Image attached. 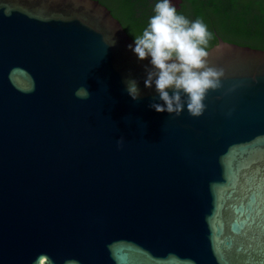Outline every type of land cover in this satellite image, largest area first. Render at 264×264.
<instances>
[{"label": "water", "instance_id": "1", "mask_svg": "<svg viewBox=\"0 0 264 264\" xmlns=\"http://www.w3.org/2000/svg\"><path fill=\"white\" fill-rule=\"evenodd\" d=\"M134 40L99 0H0V264H264V48L219 36L176 116Z\"/></svg>", "mask_w": 264, "mask_h": 264}, {"label": "clouds", "instance_id": "2", "mask_svg": "<svg viewBox=\"0 0 264 264\" xmlns=\"http://www.w3.org/2000/svg\"><path fill=\"white\" fill-rule=\"evenodd\" d=\"M211 38L212 33L202 20L189 21L178 14L171 0H159L155 4L148 26L135 36L134 46L128 45L138 62L149 60L143 65V83L146 89L156 93L150 104L152 109L179 116L186 106L193 117L204 113L209 90L223 87L225 76L224 69L209 65L207 48ZM115 43L113 39L112 45ZM124 83L128 95L139 100L142 96L139 80L129 75ZM74 94L80 99L91 96L84 86ZM124 141L121 136L117 145L123 147Z\"/></svg>", "mask_w": 264, "mask_h": 264}, {"label": "trees", "instance_id": "3", "mask_svg": "<svg viewBox=\"0 0 264 264\" xmlns=\"http://www.w3.org/2000/svg\"><path fill=\"white\" fill-rule=\"evenodd\" d=\"M135 39L148 26L159 0H99ZM177 13L189 21L202 20L212 38L208 49L225 41L264 48V0H182Z\"/></svg>", "mask_w": 264, "mask_h": 264}, {"label": "flooded vegetation", "instance_id": "4", "mask_svg": "<svg viewBox=\"0 0 264 264\" xmlns=\"http://www.w3.org/2000/svg\"><path fill=\"white\" fill-rule=\"evenodd\" d=\"M182 0H176L175 3H172L176 8H180V4H181Z\"/></svg>", "mask_w": 264, "mask_h": 264}]
</instances>
